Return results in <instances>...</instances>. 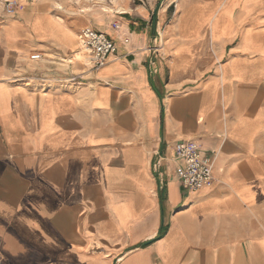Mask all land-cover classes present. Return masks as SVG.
<instances>
[{
    "label": "crops",
    "instance_id": "crops-1",
    "mask_svg": "<svg viewBox=\"0 0 264 264\" xmlns=\"http://www.w3.org/2000/svg\"><path fill=\"white\" fill-rule=\"evenodd\" d=\"M36 11L0 8V264H264V0H166L156 54L140 5L98 69Z\"/></svg>",
    "mask_w": 264,
    "mask_h": 264
},
{
    "label": "rangeland",
    "instance_id": "rangeland-1",
    "mask_svg": "<svg viewBox=\"0 0 264 264\" xmlns=\"http://www.w3.org/2000/svg\"><path fill=\"white\" fill-rule=\"evenodd\" d=\"M8 0H0V8H5ZM18 6L14 14H19L21 11L33 12L34 21H38V25L43 32L50 30L54 32L52 16L66 22L73 28L81 29L79 37V45L81 47V33L85 27H94L100 29L101 25L110 22L114 17H119L131 11L140 5H147L150 8L151 20L153 12L159 5V8L166 0H16ZM48 12L52 15H49ZM4 14L5 11L3 12ZM7 15V14H6ZM47 19V20H45ZM50 20V21H49ZM44 23H51V25H44ZM159 31V30H158ZM157 31V33H158ZM162 35L164 33L161 31ZM154 42V41H153ZM81 59H89L88 56L80 49Z\"/></svg>",
    "mask_w": 264,
    "mask_h": 264
},
{
    "label": "built area",
    "instance_id": "built-area-1",
    "mask_svg": "<svg viewBox=\"0 0 264 264\" xmlns=\"http://www.w3.org/2000/svg\"><path fill=\"white\" fill-rule=\"evenodd\" d=\"M18 6L16 0H8L4 11L7 15H13ZM163 35L158 31L152 47V53L156 54L163 47ZM82 51L88 55L93 68L98 69L107 64L111 55L116 53L117 47L113 39L104 31L94 27H85L81 33ZM40 54L32 55V58H40ZM175 154L185 160L184 168L178 169L183 185L189 190H196L208 185L213 180V169L210 157L201 154L199 144L190 139H181L173 145ZM160 158V154H159ZM159 163L155 164L157 168Z\"/></svg>",
    "mask_w": 264,
    "mask_h": 264
},
{
    "label": "water",
    "instance_id": "water-1",
    "mask_svg": "<svg viewBox=\"0 0 264 264\" xmlns=\"http://www.w3.org/2000/svg\"><path fill=\"white\" fill-rule=\"evenodd\" d=\"M158 10H159V5L155 8L153 12V21H152V33L154 38L157 35V16H158Z\"/></svg>",
    "mask_w": 264,
    "mask_h": 264
},
{
    "label": "bare ground",
    "instance_id": "bare-ground-1",
    "mask_svg": "<svg viewBox=\"0 0 264 264\" xmlns=\"http://www.w3.org/2000/svg\"><path fill=\"white\" fill-rule=\"evenodd\" d=\"M88 56V55H87Z\"/></svg>",
    "mask_w": 264,
    "mask_h": 264
}]
</instances>
